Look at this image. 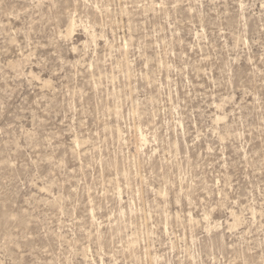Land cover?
I'll list each match as a JSON object with an SVG mask.
<instances>
[{"label":"rangeland","instance_id":"obj_1","mask_svg":"<svg viewBox=\"0 0 264 264\" xmlns=\"http://www.w3.org/2000/svg\"><path fill=\"white\" fill-rule=\"evenodd\" d=\"M0 264H264V0H0Z\"/></svg>","mask_w":264,"mask_h":264}]
</instances>
